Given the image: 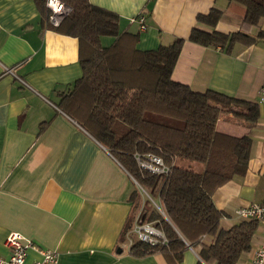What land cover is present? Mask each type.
<instances>
[{
	"label": "crops",
	"instance_id": "1",
	"mask_svg": "<svg viewBox=\"0 0 264 264\" xmlns=\"http://www.w3.org/2000/svg\"><path fill=\"white\" fill-rule=\"evenodd\" d=\"M89 1L118 15L120 33L139 34L140 50L185 39L172 73L175 82L195 92L213 90L258 105L264 41L237 44L231 53L188 41L197 16L212 8L222 11L218 32H239L246 12L242 5L226 0ZM141 14L146 17L145 31L136 21ZM261 30L264 20L247 34L256 38ZM113 42V37L101 38L104 47ZM82 75L78 39L49 29L34 0H0V256L8 258L5 242L15 232L57 253L56 262L48 264H169L160 252L138 257L124 247L129 237L134 238L130 231L125 236L123 232L141 211L133 212L131 196L144 189L58 106L60 95L70 92ZM259 113L255 123H248L225 112L217 123L219 132L251 142L245 174L222 184L212 196L224 214V229L243 222L237 209L264 204L261 106ZM259 244L256 232L250 251L236 264H250ZM39 259L29 250L26 264ZM200 261L197 250L189 246L182 264Z\"/></svg>",
	"mask_w": 264,
	"mask_h": 264
},
{
	"label": "trees",
	"instance_id": "2",
	"mask_svg": "<svg viewBox=\"0 0 264 264\" xmlns=\"http://www.w3.org/2000/svg\"><path fill=\"white\" fill-rule=\"evenodd\" d=\"M34 1L49 29L79 41L83 75L70 92L60 95L59 108L158 199L165 214L144 205L139 218L162 230L168 246H150L134 239L130 253L142 257L160 252L169 264H182L190 246L202 261L198 264H236L250 251L257 224L243 220L229 229L222 228L224 214L212 196L219 186L245 174L251 142L247 137L219 132L217 123L225 112L255 123L259 106L213 90L195 92L175 82L172 73L185 39L143 51L136 46L139 34L120 33L118 15L89 0H61L71 11L58 27L49 23L47 0ZM226 1L245 8L241 30L218 32L222 11L212 8L207 15L197 16L188 41L226 53L237 44L252 46L264 41V30L256 38L247 34L264 20V0ZM106 36L114 38L109 47L101 43ZM137 153L161 156L170 173L155 175L140 168ZM178 160L198 163L197 170L179 166ZM130 200L135 213L142 206L140 192L134 191ZM132 225L133 220L124 236ZM205 236L211 243L204 242Z\"/></svg>",
	"mask_w": 264,
	"mask_h": 264
},
{
	"label": "built area",
	"instance_id": "3",
	"mask_svg": "<svg viewBox=\"0 0 264 264\" xmlns=\"http://www.w3.org/2000/svg\"><path fill=\"white\" fill-rule=\"evenodd\" d=\"M46 6L49 10V23L53 27H58L71 11L61 0H47ZM136 21L141 31L147 29L145 15H139ZM258 105L264 109V84L259 92ZM135 157L140 168L152 174L168 175L170 173V167L161 156L155 153H146L143 155L137 153ZM159 211L163 212L161 207ZM235 214L245 221H254L257 224L256 232L260 234V244L254 251L250 264H264V204L251 203L248 206L237 209ZM129 235L150 246H168V240L164 232L158 229L152 222H142L139 216L136 218ZM133 241L132 237H129L124 247L131 248ZM5 244L9 256L7 259L0 256V264H26L29 250L35 251L40 256V259L34 264L55 263L57 260V253L40 248L36 243L26 240L19 233H10Z\"/></svg>",
	"mask_w": 264,
	"mask_h": 264
},
{
	"label": "rangeland",
	"instance_id": "4",
	"mask_svg": "<svg viewBox=\"0 0 264 264\" xmlns=\"http://www.w3.org/2000/svg\"><path fill=\"white\" fill-rule=\"evenodd\" d=\"M109 39H111V38H109ZM177 164L179 166L187 167V168L194 169V170H197L196 166L198 165V163H196V162H190V161H186V160H178ZM138 190L141 193L142 206H140V208L137 211H140L144 205H146L147 207H149L151 209H155V210L159 211V209H160L159 200L154 199L152 196H150L149 193L145 189H144V191L148 195L145 192H143V190L141 191V189H139V188H138Z\"/></svg>",
	"mask_w": 264,
	"mask_h": 264
},
{
	"label": "water",
	"instance_id": "5",
	"mask_svg": "<svg viewBox=\"0 0 264 264\" xmlns=\"http://www.w3.org/2000/svg\"><path fill=\"white\" fill-rule=\"evenodd\" d=\"M161 213L165 216L164 212H161Z\"/></svg>",
	"mask_w": 264,
	"mask_h": 264
}]
</instances>
